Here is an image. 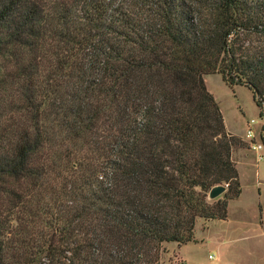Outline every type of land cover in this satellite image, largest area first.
<instances>
[{"label": "trees", "instance_id": "1", "mask_svg": "<svg viewBox=\"0 0 264 264\" xmlns=\"http://www.w3.org/2000/svg\"><path fill=\"white\" fill-rule=\"evenodd\" d=\"M213 74L264 123V0H0V264H160L226 221Z\"/></svg>", "mask_w": 264, "mask_h": 264}, {"label": "rangeland", "instance_id": "2", "mask_svg": "<svg viewBox=\"0 0 264 264\" xmlns=\"http://www.w3.org/2000/svg\"><path fill=\"white\" fill-rule=\"evenodd\" d=\"M206 83L208 91L215 96L227 128L243 136L247 123L254 120L256 124L253 127L259 131L262 125L260 109L250 89L245 86L230 88L219 74L207 76ZM259 165L257 180L260 184L257 185L254 177L243 178V196L239 201L230 203L232 210L226 223L196 220L194 236L197 242L184 247L181 252L187 264H264L260 245L262 239L258 235L259 199L264 207V163ZM241 206L242 209L239 208ZM163 248L160 264H173L178 258L175 244H165Z\"/></svg>", "mask_w": 264, "mask_h": 264}, {"label": "crops", "instance_id": "3", "mask_svg": "<svg viewBox=\"0 0 264 264\" xmlns=\"http://www.w3.org/2000/svg\"><path fill=\"white\" fill-rule=\"evenodd\" d=\"M206 77L207 76H205V78H204L205 79V83H206ZM206 87H207V83H206ZM214 98H215V96H214ZM226 129H227V131L230 134L241 138L249 146V141L245 138V133H244L243 136H241V135H238V134L232 132L227 127H226ZM253 157L255 158V160H253ZM232 158L235 161L236 168L238 170L239 181H240V185H241V194H240V196L237 199H234L231 202H229L228 209H227V212H228L227 219L230 218V214H231V210H232L230 203H233L235 200L239 201V199L243 196V192H244L243 191V189H244L243 178L245 177V178L248 179V177H250L252 179V177H254L257 185L260 184V183H258L259 181L257 179H258V177L260 175L259 168L261 166L259 165V163L256 162V154H255V152H253L249 147L238 148V149H235L233 151ZM258 196L260 197V195H258ZM239 208L242 209V206L239 207ZM258 213H259V218H260V221H259L260 222V228H259V231H258V235H261L260 237H261L262 240L260 241V245H261V248H262V252L264 253V207H263V203H262L261 199H259V201H258ZM221 223H226V222L225 221H221ZM189 244H191V243H189ZM189 244H186V245H183V246H180V247H178L175 244V247H176V250H177L176 255L178 256V258L182 259L185 263H186V261L183 258V256L181 255V252L183 251V248L187 247Z\"/></svg>", "mask_w": 264, "mask_h": 264}, {"label": "built area", "instance_id": "4", "mask_svg": "<svg viewBox=\"0 0 264 264\" xmlns=\"http://www.w3.org/2000/svg\"><path fill=\"white\" fill-rule=\"evenodd\" d=\"M256 122L251 120L247 123V129L245 132V138L249 141V148L255 152L256 154V162L257 163H264V144L262 141V125L264 124L262 121V125H260L259 131H255L253 125ZM173 264H186L182 259L177 258Z\"/></svg>", "mask_w": 264, "mask_h": 264}, {"label": "water", "instance_id": "5", "mask_svg": "<svg viewBox=\"0 0 264 264\" xmlns=\"http://www.w3.org/2000/svg\"><path fill=\"white\" fill-rule=\"evenodd\" d=\"M225 192H226V186H223V185L215 186L210 190L208 194V199L215 200L221 195H223Z\"/></svg>", "mask_w": 264, "mask_h": 264}]
</instances>
